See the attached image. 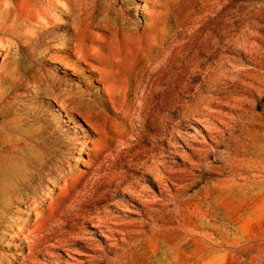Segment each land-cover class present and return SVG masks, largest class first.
Instances as JSON below:
<instances>
[{
	"label": "rangeland",
	"instance_id": "rangeland-1",
	"mask_svg": "<svg viewBox=\"0 0 264 264\" xmlns=\"http://www.w3.org/2000/svg\"><path fill=\"white\" fill-rule=\"evenodd\" d=\"M0 264H264V0H0Z\"/></svg>",
	"mask_w": 264,
	"mask_h": 264
},
{
	"label": "bare ground",
	"instance_id": "bare-ground-1",
	"mask_svg": "<svg viewBox=\"0 0 264 264\" xmlns=\"http://www.w3.org/2000/svg\"><path fill=\"white\" fill-rule=\"evenodd\" d=\"M202 88V87H201ZM198 89V88H197ZM199 91V90H198Z\"/></svg>",
	"mask_w": 264,
	"mask_h": 264
}]
</instances>
